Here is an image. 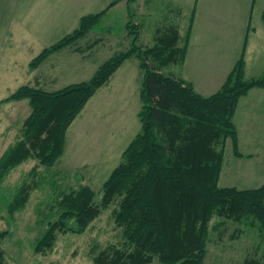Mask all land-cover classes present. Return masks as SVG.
<instances>
[{
    "label": "trees",
    "instance_id": "16d2710c",
    "mask_svg": "<svg viewBox=\"0 0 264 264\" xmlns=\"http://www.w3.org/2000/svg\"><path fill=\"white\" fill-rule=\"evenodd\" d=\"M101 16V11L84 15L72 34L45 47L30 65L39 66L53 51L83 36ZM193 21L191 16L184 37L175 25L159 29L155 43L145 48L138 46L135 34L130 48L109 57L88 80L55 90L22 85L6 99H28L31 112L0 155V191L10 172L30 159L37 163L28 176L39 174V166H54L65 152L69 127L89 98L128 57L140 58L141 129L103 182L99 199L88 184L57 195V218L47 220L37 251L51 247L58 232H84L110 206L123 240L92 254L94 264H203L214 219L215 227L241 223L264 234V184H219L228 138L234 153L242 155L233 121L239 99L264 87V71L246 78L242 52L221 87L207 96L190 81L164 72V67L184 63ZM28 176L6 202L11 215L26 207L37 188ZM8 234L0 230V264H9L3 246ZM244 264H264V258L248 257Z\"/></svg>",
    "mask_w": 264,
    "mask_h": 264
},
{
    "label": "rangeland",
    "instance_id": "374dc122",
    "mask_svg": "<svg viewBox=\"0 0 264 264\" xmlns=\"http://www.w3.org/2000/svg\"><path fill=\"white\" fill-rule=\"evenodd\" d=\"M16 1L0 0V155L19 136L31 112L28 99L6 100L17 88L31 85L55 90L88 80L109 57L130 48L135 34L138 46L155 43L148 21L139 23L133 15L135 0L114 4L113 0H24V9ZM100 11L99 22L87 33L53 51L39 66L30 65L45 47L72 34L84 15ZM163 70L176 76L182 71L180 64ZM199 74L193 72L196 79ZM142 78L140 58L132 54L74 118L65 152L54 166H39L38 176H28L37 163L30 159L7 176L0 191V230H9L3 242L9 264H94L92 254L109 243L122 242V229L110 206L84 232H58L51 247L41 251L35 247L49 217L57 218L56 199L61 191L88 184L96 198L101 197L103 182L141 129ZM251 97L255 98L252 106L242 102L233 116L242 155L234 153L228 138L221 186L257 188L264 184V111L257 106L259 97ZM27 176L37 188L26 207L11 215L6 202ZM215 220L210 224L203 264H244L248 257L264 258V234L256 227L227 223L223 229L214 226Z\"/></svg>",
    "mask_w": 264,
    "mask_h": 264
},
{
    "label": "crops",
    "instance_id": "0c3cea01",
    "mask_svg": "<svg viewBox=\"0 0 264 264\" xmlns=\"http://www.w3.org/2000/svg\"><path fill=\"white\" fill-rule=\"evenodd\" d=\"M16 2L24 9V0ZM135 3L134 17L139 23L148 21L154 39L159 29L172 25L184 37L190 18L194 17L187 55L180 64L181 76L177 77L190 81L200 94L215 93L242 52L246 78L264 71V0H135ZM12 6L9 5L10 10ZM193 72H200L197 79ZM252 95L259 97L257 106L264 111V88L254 87L239 99L234 118L242 102L252 106L250 103L255 99Z\"/></svg>",
    "mask_w": 264,
    "mask_h": 264
}]
</instances>
